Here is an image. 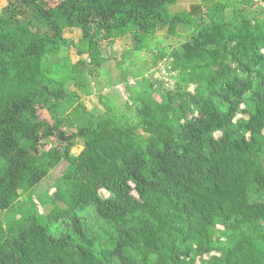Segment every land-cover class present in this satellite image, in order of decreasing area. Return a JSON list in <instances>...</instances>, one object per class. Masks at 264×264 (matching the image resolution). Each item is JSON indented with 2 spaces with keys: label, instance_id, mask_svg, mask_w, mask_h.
I'll list each match as a JSON object with an SVG mask.
<instances>
[{
  "label": "trees",
  "instance_id": "obj_1",
  "mask_svg": "<svg viewBox=\"0 0 264 264\" xmlns=\"http://www.w3.org/2000/svg\"><path fill=\"white\" fill-rule=\"evenodd\" d=\"M179 1L9 0L0 11V210L59 166L47 214L0 219V264H264V9L171 12ZM181 26L190 38L154 54L177 72L173 92L138 91L135 120L110 104L86 115L67 83L89 92L102 41L130 34L140 51ZM63 52L66 73L54 63ZM51 138L62 146L44 149ZM83 203L101 231L74 213Z\"/></svg>",
  "mask_w": 264,
  "mask_h": 264
},
{
  "label": "rangeland",
  "instance_id": "obj_2",
  "mask_svg": "<svg viewBox=\"0 0 264 264\" xmlns=\"http://www.w3.org/2000/svg\"><path fill=\"white\" fill-rule=\"evenodd\" d=\"M9 0H0V11L8 4ZM216 1H223L231 3V6L225 10L226 18H237L238 12L244 13L246 16L260 13L264 9V0H255L253 6H244L236 0H180L179 2L169 6L171 12H178L182 10H190L194 6H199L198 12H202L210 4ZM237 9V11H236ZM26 14L32 15V11L27 9ZM65 36L72 37L76 41L81 38V31L79 29L67 30ZM191 36V28L179 27L178 34L171 36L167 33L166 27L160 28L157 33L152 36L147 43V47L143 50L137 51L133 46V39L130 34L117 38L111 42L102 41L103 54L106 57L105 63L97 68L93 69V72L88 75L89 78V92H85L83 89H79L73 83H67L70 90H76L80 94V100L84 104L86 115L94 114L97 116L99 113L107 111L108 105H111L112 114L116 117L126 114L127 117L136 119L137 116V104H135L134 97L138 91H144L146 88H154L156 91V97L159 98L161 92H169L175 86L177 72L170 71L168 69V59L159 60L157 63L154 61V54L159 49L171 50L174 47L179 46L183 41L187 40ZM63 52L59 57L55 58L54 63L64 69L66 73L67 62L64 61L65 54ZM69 55L73 61H77L79 56L76 54L74 48L69 50ZM153 83L150 86V83ZM192 86H190L191 88ZM173 92V91H170ZM72 107L67 104L60 106L62 115H67L70 119L75 117L74 114H70ZM42 116L48 121L53 122L51 114L45 110H41ZM239 117L242 114L238 115ZM69 131H74L75 126L68 125ZM220 133H217L219 135ZM52 145L62 146L56 138H51L44 142L43 148L48 149ZM83 148V142L78 141V144L72 148V153L78 154ZM67 160H62L60 165L62 168L68 165ZM59 174V166L52 169L39 183L31 188L30 197L28 192L21 191V197L16 202L13 208L7 210H0V219L7 221V224L13 221L19 220L21 215L30 216L36 213L38 210L42 214H47L53 207L52 202H47L49 195L56 191L55 181ZM103 196L107 195V191L102 189ZM35 202V203H34ZM94 205L92 203H83L74 213L81 215L84 219L91 221L95 226L94 217ZM45 221V216L42 217ZM98 223L96 230L101 231V226L104 221L101 219H95ZM222 228V226H219Z\"/></svg>",
  "mask_w": 264,
  "mask_h": 264
}]
</instances>
